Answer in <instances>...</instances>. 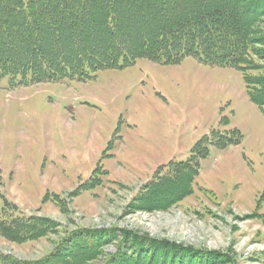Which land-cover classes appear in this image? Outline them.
I'll use <instances>...</instances> for the list:
<instances>
[{"label":"rangeland","instance_id":"1","mask_svg":"<svg viewBox=\"0 0 264 264\" xmlns=\"http://www.w3.org/2000/svg\"><path fill=\"white\" fill-rule=\"evenodd\" d=\"M161 62L30 85L0 76V219L15 207L56 223L27 242L0 236V253L35 261L98 228L109 233L87 264H163L166 251L148 246L159 240L203 252L201 264H264V115L236 68ZM233 130L239 144L192 160L202 138Z\"/></svg>","mask_w":264,"mask_h":264},{"label":"trees","instance_id":"2","mask_svg":"<svg viewBox=\"0 0 264 264\" xmlns=\"http://www.w3.org/2000/svg\"><path fill=\"white\" fill-rule=\"evenodd\" d=\"M188 56L239 70L249 98L264 115V0H0V76H28L32 82L85 79L104 66L132 64L138 58L176 64ZM232 134L214 131L205 136L196 145L199 151L193 149L192 160L198 165L209 155L207 144L221 149L239 144L241 132ZM188 179L182 181L185 185L179 183L172 202L192 191ZM163 188L152 192L156 198ZM7 210L8 218L0 219V236L9 241L27 242L55 231L56 223L48 217L27 216L15 207ZM108 233L79 230L41 259L0 253V264H87L98 254L97 240ZM148 246L155 248L152 256L166 251L163 264H180L184 256L193 264L206 259L203 252L161 240ZM197 257L200 261L192 260ZM125 259L122 264H129L131 259Z\"/></svg>","mask_w":264,"mask_h":264},{"label":"bare ground","instance_id":"3","mask_svg":"<svg viewBox=\"0 0 264 264\" xmlns=\"http://www.w3.org/2000/svg\"><path fill=\"white\" fill-rule=\"evenodd\" d=\"M137 55V54H136Z\"/></svg>","mask_w":264,"mask_h":264}]
</instances>
